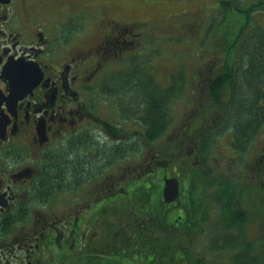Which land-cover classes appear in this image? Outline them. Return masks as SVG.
Listing matches in <instances>:
<instances>
[{
  "label": "flooded vegetation",
  "instance_id": "obj_1",
  "mask_svg": "<svg viewBox=\"0 0 264 264\" xmlns=\"http://www.w3.org/2000/svg\"><path fill=\"white\" fill-rule=\"evenodd\" d=\"M80 3L0 0V264H51L104 251V230L98 225L103 203L125 196L137 177L148 183L147 158L159 159L164 173L157 153L147 157L145 151L132 164L129 155L137 151H122L129 145L146 150L143 115L148 110L140 97L133 101L121 73L132 66L135 70L141 63L138 57L145 56L147 41L140 30L148 24L129 20L131 11L116 3L103 11L98 23L83 26L80 15H70L78 13ZM254 28L261 38L250 34L249 27L243 29V41L234 52L228 47L222 58L212 54L196 69L195 79L179 81L182 89L167 101L172 142L178 145V135L185 136V155L196 175L210 177L217 159L239 171L228 176L225 208L230 213L222 215L212 197L213 209L207 214L211 212L213 223L237 230L230 236L242 242L250 235L252 240L262 238L257 180H264V114L261 136H253L252 126L239 133L228 112L208 98L212 80L224 67L236 66L245 70V80L248 75L256 79L262 94L257 110H264V26ZM165 83L173 84L170 77ZM188 90L192 93L184 95ZM178 102L182 108L176 110ZM106 103L113 108L110 113L105 112ZM210 129L216 131L210 142L198 143L199 132ZM200 145L204 158L199 157ZM56 151L62 152L60 193H54L52 183L50 152ZM175 158L176 220L186 227L192 223L185 214L188 192L179 167L183 159L179 154ZM165 177L169 175L162 174L161 180ZM245 182L248 187H239ZM62 195L66 200L57 212L54 205ZM208 222L200 217L194 228L204 229ZM219 238L217 232L214 240Z\"/></svg>",
  "mask_w": 264,
  "mask_h": 264
},
{
  "label": "trees",
  "instance_id": "obj_2",
  "mask_svg": "<svg viewBox=\"0 0 264 264\" xmlns=\"http://www.w3.org/2000/svg\"><path fill=\"white\" fill-rule=\"evenodd\" d=\"M144 63H139L134 70V66L126 68L122 71L124 74L122 81L123 85L128 86L130 90V96L133 101L141 96L143 105L148 110L146 115H143L145 133L144 140L146 144L153 145V142L157 141L164 135L168 126V98L173 95L176 97L182 89L179 81L181 76H175L171 78L172 85L169 87H161L154 79V74L148 73L145 69ZM252 73V72H251ZM245 70L234 69L231 66L224 67V71L221 72L218 77L212 81L211 89L209 91V98L214 104L222 106L227 116L235 124L237 132L250 130L252 126L253 136L261 126L263 111L257 110V104L259 99L262 98V94L256 87V79L247 77L244 78ZM251 75V74H250ZM137 79V80H135ZM139 91H141L139 93ZM143 106V107H144ZM232 107V111H231ZM225 120V122H227ZM157 122V126H155ZM156 129H158L156 131ZM235 131V129H233ZM156 132V133H155ZM215 130L201 131L196 141L200 144L210 142L212 134H215ZM171 136V135H170ZM178 149H172L175 143L172 142V138L168 143H164L160 146L161 150L155 151L159 146L153 148L154 155L157 152L162 159L163 172L169 171L167 167L169 165L174 166L176 158L174 153H179L181 147L187 145L184 135H178ZM173 137V136H172ZM181 146V147H180ZM204 146L200 145L199 157L204 158L205 154H202ZM129 150L130 153L138 152L139 149H134L129 145L126 149H122L123 152ZM50 161L52 166V183L54 186V193H59L62 189L61 174H60V159L62 152H50ZM179 157L183 159L180 162L179 167L185 170L188 177L193 175L192 189L189 190L186 196L185 210L189 221L193 224L189 226H183L176 220L177 211L173 214L172 209L177 206V200L166 203L162 199V182L161 185H156L151 177L161 174L159 169V159H149L148 175L146 180L142 177H137V181L132 183V186L127 190L125 196H119L116 201L103 203L102 214L103 218L99 221L98 225L100 230H104L105 236V249L102 252H94L87 256H81L84 259L74 257H66L74 262L76 260L78 264H202L205 258L202 256L194 255L189 251L190 242L195 235H197L203 228L196 229L194 224L198 222L202 217V221L207 219L203 217L207 214L206 205H209L208 199H206L205 191L207 190V184L212 180L208 174L198 176L196 175V167L189 164V158L184 154H179ZM172 174L169 173V176ZM230 181L224 180L219 182L215 192V203L222 209V215L230 213L226 206V194L229 189ZM248 187L247 183H239L240 186ZM258 197L260 215L264 216V180H257ZM238 196V193H237ZM239 199V197H237ZM118 201V202H117ZM235 212H232V216ZM240 217H238L239 219ZM192 226V227H191ZM243 229V228H241ZM262 238L259 236L254 240H247V242L235 240L230 236V226L225 224L222 227L224 233L220 232V241H223L221 251L226 249V245H231V250L239 247V253L232 258L233 264H264V221H261ZM222 233V234H221ZM244 235V230H242ZM228 235V236H226ZM98 241V240H97ZM96 247H98V243ZM214 245V244H213ZM212 245V247H213ZM66 258H59L57 261L52 260L51 264H64ZM66 263V262H65ZM50 264V263H49ZM71 264V263H70Z\"/></svg>",
  "mask_w": 264,
  "mask_h": 264
},
{
  "label": "rangeland",
  "instance_id": "obj_3",
  "mask_svg": "<svg viewBox=\"0 0 264 264\" xmlns=\"http://www.w3.org/2000/svg\"><path fill=\"white\" fill-rule=\"evenodd\" d=\"M81 2L78 7V13L70 14L71 17L76 18L81 16L83 26H87L88 23H98L101 20L103 11L111 9V4H119L125 10L131 11L130 18H134L142 21L143 24H148L147 27H142L140 31L144 33L147 44L145 45L143 53L145 56L138 57L139 62L145 64V69L148 73L154 76V79L160 83L161 87L165 86L166 79L175 78V76H181L188 83L196 78V69L209 62L211 55L216 54L221 58L224 57L228 47L234 52L235 48L243 41V29L249 27V33L253 34L257 38L259 36L256 28L264 26V0H77ZM129 7H131L129 9ZM136 21V20H135ZM63 22V17H59V23ZM103 24V22L101 23ZM100 27V26H99ZM98 27V28H99ZM225 40V41H224ZM142 48V47H141ZM232 54V53H231ZM245 78V76H244ZM137 80V79H135ZM185 81V82H186ZM120 82V81H119ZM119 86H121L120 84ZM169 84V83H168ZM191 90V89H190ZM190 90L187 93L184 91V95H189L192 92ZM141 91H139L140 93ZM186 93V94H185ZM105 94L101 93V103H105ZM180 96V95H179ZM194 97V95H192ZM141 96H138V98ZM98 103V102H97ZM182 104L178 102L174 107L181 109ZM105 112L110 113L113 108L109 103L104 105ZM185 111V114L188 112ZM184 116V115H183ZM157 122L155 126H157ZM171 124L168 125L162 138L153 142L154 147L162 146L164 143H168L172 138ZM132 126V125H129ZM256 134L261 136L263 129ZM153 145L146 144L144 149L134 154L129 155V159L132 164H136L140 157L146 151L147 157L151 155L154 150ZM172 149H178L177 145H171ZM181 147V146H180ZM189 149L188 146L181 147L179 153L185 154ZM140 152V153H139ZM225 153V151H224ZM161 158V157H160ZM163 158H161L162 160ZM127 160V158H126ZM218 160V159H217ZM214 160L213 167L215 168L210 175L212 184L208 183L206 187V199L210 200L215 198V192L218 183L223 179L228 180L229 174L234 170L239 173L237 168L232 164L226 162L225 159ZM149 161V159H148ZM118 164V162L116 163ZM176 164V163H175ZM231 167V168H230ZM169 171H164L165 174L175 175L176 171L174 166L169 165L167 167ZM179 169V167H178ZM182 184L185 186L184 190L188 192L192 189V177H188L185 170L182 169ZM257 171V165H256ZM161 176L151 177L156 185H161ZM229 181V180H228ZM189 193V192H188ZM187 193V194H188ZM59 197V196H58ZM63 199L66 200V195H62L55 202V211L59 212L63 206ZM213 201V200H212ZM213 203L206 205L207 209H213ZM177 207L172 209L173 214L176 212ZM209 212L205 218L207 219V227L200 230L190 242L189 251L194 255L202 256L205 258L202 264H233L232 258L237 255L239 247L231 250V245H226V249L221 251L223 241L214 240V236L217 232H222V226H219L211 217ZM261 221H264V216L260 215ZM256 229V227H255ZM234 230L231 231L233 233ZM234 231V233H236ZM221 233V234H222ZM100 233H97L98 235ZM249 241L253 238L247 236ZM96 239L94 242H96ZM244 242H247L245 240ZM98 243V241H97ZM214 244V245H213ZM213 245V247H212ZM81 258L77 256L71 259ZM71 259L66 258L64 264H78L76 260L74 262ZM58 259H56L57 261ZM62 264V263H61Z\"/></svg>",
  "mask_w": 264,
  "mask_h": 264
},
{
  "label": "water",
  "instance_id": "obj_4",
  "mask_svg": "<svg viewBox=\"0 0 264 264\" xmlns=\"http://www.w3.org/2000/svg\"><path fill=\"white\" fill-rule=\"evenodd\" d=\"M162 185V199L166 203L174 201L178 194V179L174 176L165 177Z\"/></svg>",
  "mask_w": 264,
  "mask_h": 264
},
{
  "label": "bare ground",
  "instance_id": "obj_5",
  "mask_svg": "<svg viewBox=\"0 0 264 264\" xmlns=\"http://www.w3.org/2000/svg\"><path fill=\"white\" fill-rule=\"evenodd\" d=\"M229 61V60H228ZM203 75V74H202ZM186 86V85H185ZM186 94V93H185ZM185 97V96H184ZM168 104V103H167ZM182 107V106H181ZM227 140V139H226ZM148 145V144H147ZM156 151V150H155ZM157 153V152H156ZM162 174H164V173H162ZM118 202V201H117ZM61 239V238H60ZM60 243V242H59ZM63 256V255H62ZM84 256V255H83ZM65 258V257H64Z\"/></svg>",
  "mask_w": 264,
  "mask_h": 264
}]
</instances>
